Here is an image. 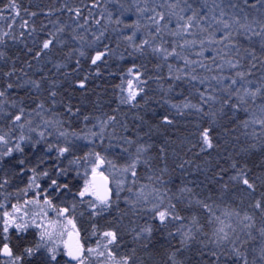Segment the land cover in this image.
I'll list each match as a JSON object with an SVG mask.
<instances>
[{
	"label": "snow or ice",
	"instance_id": "6c2138e0",
	"mask_svg": "<svg viewBox=\"0 0 264 264\" xmlns=\"http://www.w3.org/2000/svg\"><path fill=\"white\" fill-rule=\"evenodd\" d=\"M0 264H264V0H0Z\"/></svg>",
	"mask_w": 264,
	"mask_h": 264
},
{
	"label": "trees",
	"instance_id": "16d2710c",
	"mask_svg": "<svg viewBox=\"0 0 264 264\" xmlns=\"http://www.w3.org/2000/svg\"><path fill=\"white\" fill-rule=\"evenodd\" d=\"M38 2H45V0H38Z\"/></svg>",
	"mask_w": 264,
	"mask_h": 264
}]
</instances>
